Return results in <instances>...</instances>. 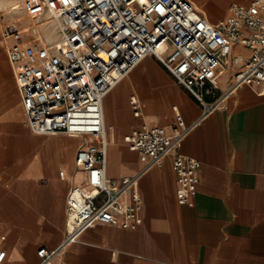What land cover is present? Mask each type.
<instances>
[{
  "label": "crops",
  "instance_id": "crops-1",
  "mask_svg": "<svg viewBox=\"0 0 264 264\" xmlns=\"http://www.w3.org/2000/svg\"><path fill=\"white\" fill-rule=\"evenodd\" d=\"M218 2L209 4L222 8ZM5 41L0 40V264H37L38 248H54L65 236L67 195L83 182L77 150L102 141L31 131L6 56L13 40ZM236 49L246 57V50ZM235 70L230 66L219 76L218 101L210 110L153 55L117 82L102 100L105 173L110 180L136 179L141 224L124 229L95 223L51 264H264L263 84L232 88ZM132 95L140 103L139 117L129 103ZM144 123L159 127L167 141L175 127L186 128L177 151L201 163L192 205L177 202L170 154L157 165L129 150L124 137Z\"/></svg>",
  "mask_w": 264,
  "mask_h": 264
},
{
  "label": "built area",
  "instance_id": "built-area-1",
  "mask_svg": "<svg viewBox=\"0 0 264 264\" xmlns=\"http://www.w3.org/2000/svg\"><path fill=\"white\" fill-rule=\"evenodd\" d=\"M23 8L30 17L48 13L58 37L42 41L33 23L23 27L12 21L2 31L3 39L13 40L6 56L29 128L102 141L100 147L89 144L76 152L83 182L67 195L65 236L56 247L37 250V264H51L95 223L136 229L142 221L136 179L106 177V94L147 55L209 110L218 101L217 80L230 66L236 67L232 88L258 80L264 94V0L233 3L217 23L190 0H24ZM236 48L246 50V57ZM129 103L139 117L138 98L130 96ZM178 124L183 125L179 116ZM185 130L175 127L167 141L159 127L144 123L124 140L129 150L148 155L150 164L159 165L170 154L177 202L192 205L201 163L177 151ZM4 254L0 251V263Z\"/></svg>",
  "mask_w": 264,
  "mask_h": 264
},
{
  "label": "rangeland",
  "instance_id": "rangeland-1",
  "mask_svg": "<svg viewBox=\"0 0 264 264\" xmlns=\"http://www.w3.org/2000/svg\"><path fill=\"white\" fill-rule=\"evenodd\" d=\"M195 7L200 6V8L204 9L208 16H206L205 13L201 12L199 8L197 10L202 13L206 18L209 17L213 22L217 23V21H220L223 19V17L228 12V9L231 4L233 3H242L247 4L248 1H241V0H220V2L216 3V5L221 6L222 8V15L220 18L214 17L211 15L210 12V4L214 2V0H191ZM24 0H0V40H4L2 36V31L5 28V26L9 22H17L19 25L23 27H27L30 24H34L35 26H39V37L42 41L46 42H52L54 39L57 41V33L53 24L52 19L49 17L48 13H43L42 15L38 17H30L28 16L23 8ZM208 3V4H207ZM220 8V7H217ZM208 10V11H207ZM28 19V22L26 24H23V21H26ZM208 19V18H207ZM30 22V23H29ZM10 39H6L5 42H10Z\"/></svg>",
  "mask_w": 264,
  "mask_h": 264
},
{
  "label": "bare ground",
  "instance_id": "bare-ground-1",
  "mask_svg": "<svg viewBox=\"0 0 264 264\" xmlns=\"http://www.w3.org/2000/svg\"><path fill=\"white\" fill-rule=\"evenodd\" d=\"M197 8H199V10H201V12H203V13H205L206 14V16H208V13L204 10V9H202V8H200V6H197ZM198 11V10H197ZM208 11V10H207ZM199 12V11H198ZM210 12H211V15L212 16H214V17H217V18H220L221 17V15H222V9L221 8H210ZM200 13V12H199ZM201 15H203L202 13H200ZM209 20H210V22L211 23H213V21H211V19L209 18V17H207ZM10 40H11V38H9ZM4 40H6V39H4ZM52 42H56V39H54Z\"/></svg>",
  "mask_w": 264,
  "mask_h": 264
}]
</instances>
